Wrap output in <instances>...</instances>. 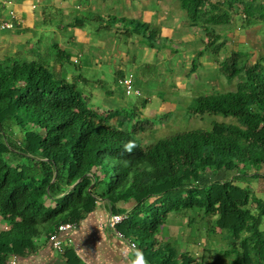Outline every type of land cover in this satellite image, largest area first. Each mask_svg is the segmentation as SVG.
I'll list each match as a JSON object with an SVG mask.
<instances>
[{
	"label": "trees",
	"instance_id": "trees-1",
	"mask_svg": "<svg viewBox=\"0 0 264 264\" xmlns=\"http://www.w3.org/2000/svg\"><path fill=\"white\" fill-rule=\"evenodd\" d=\"M179 6L187 26L204 34L193 71L203 55L216 59L225 51L237 25L228 24L237 15L238 27L264 25V0H179ZM11 22L20 29L18 18ZM108 22L151 49L160 37V29L142 19L110 16ZM64 23L62 38L86 23L100 24L95 34L109 27L95 16ZM42 45L40 36L29 50L0 58V264L34 254L42 235L49 241L99 199L125 216L119 229L145 247L137 246L147 264H264V198L245 182L264 180V55L252 61L249 52L232 49L218 68L227 80L238 77L236 88L200 95L187 108L221 120L142 143L140 135L160 119L137 110L148 97L139 92L136 104L101 112L90 91L102 81L83 73L69 79L67 66L77 69L78 59L55 40ZM128 72H115V90L124 95L119 80ZM221 172L223 179L216 178ZM130 203L129 209L120 206ZM172 223L177 233L167 235ZM216 232L222 243L213 255L205 242L198 258L181 248Z\"/></svg>",
	"mask_w": 264,
	"mask_h": 264
},
{
	"label": "rangeland",
	"instance_id": "rangeland-1",
	"mask_svg": "<svg viewBox=\"0 0 264 264\" xmlns=\"http://www.w3.org/2000/svg\"><path fill=\"white\" fill-rule=\"evenodd\" d=\"M8 1L15 8L14 14L16 11L22 14L20 18L25 25L22 26L23 28L20 26V29L0 28V58L12 55L19 49L29 50L40 36L43 37L42 49L50 40L59 42L74 62L75 58L78 59L77 69L74 66H67L69 79L73 74L83 73V76L92 82L102 81L103 87L90 91L91 102L101 103L99 106L101 112L105 109L117 108L102 105L111 99L105 95V92L116 89L114 79L116 70L121 66L125 70L134 72L136 85L134 83L133 85L137 86L142 97L158 99L153 103L149 101L143 109L137 106V110L143 113L141 117L160 118L155 122L153 129L146 130L140 135L139 140L142 143H150L180 131L208 128L212 119L221 120L220 116L205 115L200 118L189 114L187 108L200 95L214 94L218 91L226 92L236 88L238 77L227 80L219 73L218 68L220 59L232 49L240 53L249 52V59L252 61L264 55V25L238 27L241 21L237 15L238 18L232 20L234 24H228L237 25L225 43V51L216 59L211 54L203 55L200 58L201 66H198L195 71L191 70L192 60L197 51L202 49L204 34L200 29H190L187 26V18L180 9L179 0H0V16L5 20L13 21V18L6 14ZM1 4L6 6L5 9ZM24 11L29 14L24 15ZM81 16L101 18L102 22L109 27L95 34L94 31H97L100 24L86 23L84 28L65 30L62 38L60 24L68 23L73 18ZM110 16L142 19L158 27L160 37L155 40L154 48H149L147 42H143L137 36L126 37L122 34L123 31L118 23L108 22ZM56 68L59 69L58 66ZM117 92L120 93V89H117ZM125 97L131 103L138 100L133 94L125 95ZM259 172L264 173V164L259 167ZM232 173L229 174L233 175ZM219 174L216 178L223 179L224 172ZM245 179L256 195L264 198V187H262L264 180L254 181L247 177ZM241 184L245 186L244 183ZM173 217L174 215H170L171 220ZM173 223L170 224V232L168 231L167 235L177 233L178 228H175ZM2 225L3 222L0 221V228ZM166 226H169V222ZM185 228H181V231L184 229L183 232H185ZM262 228H264V217ZM206 233V229L202 227V238L206 237ZM40 238L39 240L43 241L45 236L42 235ZM135 242L138 247L145 248L140 246L137 240ZM204 242L210 249L209 254H215V249L217 250L222 243L220 233L211 234L208 241L202 239L198 245L187 246L183 243L181 248L198 258L204 251ZM220 259L222 256H219L217 260ZM144 262L147 263L142 258L139 264Z\"/></svg>",
	"mask_w": 264,
	"mask_h": 264
},
{
	"label": "crops",
	"instance_id": "crops-1",
	"mask_svg": "<svg viewBox=\"0 0 264 264\" xmlns=\"http://www.w3.org/2000/svg\"><path fill=\"white\" fill-rule=\"evenodd\" d=\"M8 5L6 14H9L7 11L9 12L11 7H13L12 3ZM1 6L4 9L6 7H4V4H1ZM13 9L15 10V8ZM23 14L26 15L29 14V12L24 11ZM21 15V13H17L16 11L14 15L9 16L11 18H18L21 23L20 25L23 26L25 24L24 21L22 22L23 19L21 20L20 18ZM3 21L10 20H5L0 16V22ZM120 68L125 70L121 66ZM135 88L138 89L137 87ZM119 89L120 93L115 90L114 95L110 97L111 99H108L104 104L105 106L127 108L132 104L126 99L122 89ZM155 100L158 99H149L151 103ZM136 103L137 101L134 104ZM162 103L165 104L164 101H162ZM166 107H164L165 110ZM162 113H164V111ZM262 187H264V183ZM120 206L129 209L132 207V203L121 204ZM110 214L111 209L109 203L106 200H97L95 207L85 213L83 217L75 223L76 225L74 228L58 233L62 241L61 250L63 247L66 251L62 252L55 249L50 241L46 239L43 241L38 240L37 251L23 258L17 257L16 264H139L143 257H140L141 255L138 247L132 250L126 240L119 239L105 226V222ZM117 229L120 231L119 225ZM124 237H126V239L129 238L131 241H135L132 237ZM144 264L147 263L144 262Z\"/></svg>",
	"mask_w": 264,
	"mask_h": 264
},
{
	"label": "built area",
	"instance_id": "built-area-1",
	"mask_svg": "<svg viewBox=\"0 0 264 264\" xmlns=\"http://www.w3.org/2000/svg\"><path fill=\"white\" fill-rule=\"evenodd\" d=\"M8 4H11V2L8 1ZM14 11L15 10L13 9V7H11V9L8 12L9 15H14ZM10 27H14V24L11 21L0 22V28L1 29H10ZM119 83L122 85L126 95H130V94L139 95L140 91L138 89H136L133 85V74L131 71H129L122 79H120ZM124 218H125V216L122 214L111 213L105 222V226L119 239L126 240L127 243L129 244L130 248L132 250H135L137 248L135 241H131L129 238L126 239V237H124L123 233L117 229V226L123 221ZM75 225H76L75 223H67V224L60 225L58 227V231L52 233L50 236L49 241H50L51 245L55 249H58L61 251L62 241H61L58 233L68 231V230L74 228ZM16 263H17V257L16 256H12L11 258H9L6 261V264H16Z\"/></svg>",
	"mask_w": 264,
	"mask_h": 264
}]
</instances>
